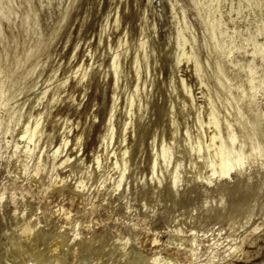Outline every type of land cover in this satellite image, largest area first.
Here are the masks:
<instances>
[{"label": "rangeland", "instance_id": "obj_1", "mask_svg": "<svg viewBox=\"0 0 264 264\" xmlns=\"http://www.w3.org/2000/svg\"><path fill=\"white\" fill-rule=\"evenodd\" d=\"M213 24L218 45L211 38ZM0 33L4 72L30 53L9 79L21 91L0 105V264H21L25 241L17 229L21 215L31 211L41 226L44 211L52 233L43 245L29 244L34 255L26 264H53L58 256L47 257L45 248L55 219L68 222L56 215L59 207L78 216L89 226L81 232L94 237L92 244L75 246L76 254L74 243L62 247L61 264H140L153 256L180 264H264V157L246 166L240 184L227 176L223 189L193 180L171 191L168 181L157 187L150 180L161 145L185 148V131L191 139L209 140V111L233 122L232 100L217 84L215 71L217 64L228 67L246 85L251 60L246 40H264V0H0ZM234 38L236 50L227 58L221 47ZM113 57L116 74L109 68ZM9 108L30 112L29 123L38 122V145L46 153L61 146L72 162L93 167L98 160L111 178L119 171L115 161L125 166L128 208L118 214L94 186L71 206L75 195L63 202L61 196H36L30 187L36 178L24 186L14 182L6 161L21 142L17 132L6 131ZM243 111L256 122L264 146V87ZM195 157L186 152L185 163ZM25 192L29 200L20 199ZM231 206L249 209L246 223L228 227L222 208ZM194 242L193 260L185 249Z\"/></svg>", "mask_w": 264, "mask_h": 264}, {"label": "bare ground", "instance_id": "obj_2", "mask_svg": "<svg viewBox=\"0 0 264 264\" xmlns=\"http://www.w3.org/2000/svg\"><path fill=\"white\" fill-rule=\"evenodd\" d=\"M215 29L216 25L213 24L211 26V38L213 44L218 45V40L215 37ZM235 39L236 38L224 47H221L222 54L227 58L236 50L234 45ZM246 45L251 47L250 64L244 71L247 77L246 85L240 83V78L235 71L228 69V67L225 68L217 64L215 71L217 84L225 89L226 95L232 100L230 106L232 110L235 111L233 122L220 116L218 111L212 109V107L210 108L212 110L209 111L207 115V122L205 124L213 130L207 142H203L198 135L191 139L188 131H185L187 139L185 148L178 146L172 151L170 147L161 145L157 156L153 157L150 165V180L155 181L157 187H160L161 182L166 180L168 181L169 189L172 191L182 182L191 184L193 180H198L203 182V184L213 183L214 187L223 189L221 186L222 180L226 179L227 176H235L238 184H240L243 177L246 175V166L264 157L262 134L257 131L256 122L254 120H248L247 115L243 111L247 108L255 91L260 87H264V76H260V74L264 72V40L249 38L246 40ZM7 56L6 53L3 57L5 62L8 59ZM29 56L30 53L27 52L24 57L21 59L18 58L13 68L8 72H4L3 64L0 62V105H6L21 91L15 83H9V79L11 75L23 65ZM109 68L116 74L115 57L111 59ZM19 79H21V77ZM183 113H185V111ZM110 117L111 114L109 115V118ZM184 117H186V115H184ZM30 118V112H24L22 108L16 110L11 108L7 109V118L5 121L6 131L10 134L17 132L18 141L21 142L15 143L14 150L8 155L6 161V164H8L7 167L13 174L12 179H14V182L21 183V186H24L22 185L24 181L31 184L36 178L37 181H34V185L31 184L30 186H34L32 191L36 196L49 198L61 196V201L63 202L66 197L75 195L76 200L70 202L71 206H73V203L78 202L80 197L84 195L82 193L85 189L94 186L97 188V191L102 190L105 197H116V203L109 202V198H107L105 204H108L111 209H115L118 214H122L123 210L128 208V194L126 193V185L123 180L126 170L125 166H119L115 161L114 165L116 170L119 171L115 178H111L107 174L102 173L98 165V160H95L93 167H87L83 165L82 162H72L73 159L70 156L63 155L61 146H53L50 153H46L42 150V146L38 145L40 141L38 122L34 121L29 123ZM105 136L106 135L102 137L104 141H106ZM110 139L111 134L109 135V141ZM122 139H125V135L122 136ZM107 143L108 141H106L105 145H107ZM65 146L66 144H63V148ZM210 149L211 156L209 155ZM186 152L196 156L194 162L189 160L185 163ZM206 153L207 155H204ZM170 165L172 166L171 169H169ZM40 179H42V181L40 185H37ZM135 187V189L138 188V186ZM12 194H15V192ZM0 197H2V195H0ZM24 197L27 200L31 198L28 192L21 194L20 199ZM12 199H14V197ZM80 200L82 202L83 198ZM90 205L94 206L93 204ZM37 210L40 211L39 208H37ZM222 212L224 213L223 219L227 222L228 227L231 228L232 226H237L241 222L246 223L249 209L247 207L231 206L230 209L222 208ZM56 213L58 217L60 216L63 220L68 222L61 224L59 219H55L54 235L45 248V251L47 257L58 256L54 259L53 264H61L58 258H60L62 247L74 243L72 249L75 253L78 250L75 246L83 247L87 244H92L94 237L81 232L83 229L85 232H88L89 226H83L78 216L71 218L70 212L63 207L56 209ZM39 214L44 218V222L46 223L44 226H41L42 221L39 220L40 216H37V214L32 211L29 215H21V224L17 229L20 232V236L25 241V244L22 246L25 250L23 257L20 259L21 264H26L30 256L34 255L32 250L33 247L28 248L29 244L31 242L34 244L38 242V244L43 245L46 241L43 237L52 233L51 227H48L52 224V220L47 219L48 217H46L44 211H40ZM16 217L17 216L13 217L14 220H16ZM40 229L41 232L39 231ZM105 238H107V235L103 239ZM112 238L114 242L117 241L116 237L113 236ZM11 243L13 244V242ZM95 243L96 241L93 244ZM128 243V238H126L125 244L127 245ZM153 243H155V240ZM101 247H104V245H101ZM124 248L125 247H123V249ZM15 249L17 250V248ZM185 251L188 252L189 257L194 260L196 259L198 246L194 242V245H190ZM125 254L126 253H123L122 256ZM134 256V260L136 257H139V255H133V257ZM140 264L180 263L164 256H153L149 258L148 261L142 260ZM203 264L211 263L207 261V263Z\"/></svg>", "mask_w": 264, "mask_h": 264}]
</instances>
